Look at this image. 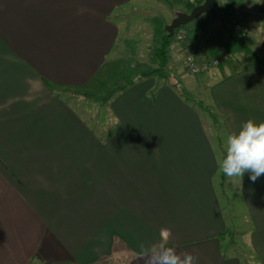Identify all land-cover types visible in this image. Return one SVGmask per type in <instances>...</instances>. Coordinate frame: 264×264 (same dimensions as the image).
<instances>
[{"label":"crops","instance_id":"1","mask_svg":"<svg viewBox=\"0 0 264 264\" xmlns=\"http://www.w3.org/2000/svg\"><path fill=\"white\" fill-rule=\"evenodd\" d=\"M133 2L0 0V264H145L140 245L162 231L197 264H243L234 235L223 239L235 216L216 177L227 135L249 118L264 121V0L241 3L252 62L233 57L238 47L218 21L212 35L230 60L201 73L212 78L207 85L181 88L219 116L216 139L175 79H140L141 62L158 67L156 43L146 54L119 49L117 18ZM199 37L186 41L197 64L215 47ZM180 55L187 65L184 44L169 47L166 70L180 66ZM122 78L135 83L118 91ZM99 86L110 94L98 95ZM235 181L244 237L264 264V175Z\"/></svg>","mask_w":264,"mask_h":264},{"label":"rangeland","instance_id":"2","mask_svg":"<svg viewBox=\"0 0 264 264\" xmlns=\"http://www.w3.org/2000/svg\"><path fill=\"white\" fill-rule=\"evenodd\" d=\"M218 2L219 1L217 0V3ZM176 11H187L185 4L180 0H135V2H133L128 7H124L123 10H121V15L117 18V22L120 25L121 46L125 45L123 46L124 48L120 46L119 49L121 50L122 48V51L125 52H128V50L131 49H133V51L139 49L142 51L141 52L142 54H146L147 48L153 47L155 43H156L155 47L157 48L158 44L157 41H155L157 39V36L160 37L162 34L165 33V30L169 25V20L173 15H175ZM217 22L218 21L214 17H212L211 14L205 13L199 16L193 22L180 26V28L185 30L186 41L188 42L193 41L192 43L194 44L196 42L195 39L200 38L199 36H207V38L210 39L212 44H214L215 46L213 50L208 51V55H209L208 57L213 58L215 56V53L218 51L216 47L220 46L219 43L217 44V41L212 35V33L215 32L213 30ZM218 36L220 37L219 34ZM252 37L253 38L255 37L252 41L254 44L253 49L256 50V44H257L256 40H258V37L255 36V34L252 35ZM228 40L229 39L225 40V42L223 43H226V45H228L229 43ZM181 44L182 43L178 41L176 37L173 38L170 45V53L174 50L175 52H177V49H180ZM218 48L219 51H221L220 47ZM241 51H242L241 49H238V51L232 52L234 58L240 57L241 55L243 62H239V64L252 62L251 55ZM139 56H142L144 58L143 55H139ZM180 58H181L180 66L177 69L166 70V74L169 77L170 81L175 79V81L172 82L178 84L180 88H184V87L187 88V85L192 86L194 79L200 80L202 85L204 84L207 85V83H209L208 81L212 79L211 77H209V75H207L205 78V76H201V73H192L189 70V66L183 64L182 55H180ZM157 65L158 62L156 63V66ZM124 66L126 70L131 71V75H130L131 78L137 77V73H136L137 70H133L135 66L134 67H129L128 65H124ZM149 66H147V63L145 61L141 62L140 65H138V67L142 69V72L144 70L148 71ZM186 66L189 71L186 69ZM127 80H129V78ZM123 81H125L123 78L118 79L116 80V83L117 85L118 84L120 85ZM110 90L111 89L102 86H99L96 89L97 94L101 96L109 95ZM69 93H71L72 97H74L73 91L68 92L67 94ZM78 95L80 97L84 96V94L81 93H79ZM90 108L91 107H89V109ZM202 114L205 119V122L208 123L207 127L210 134L215 139H216V135L218 136L220 135V133L222 135L223 134L222 128H219L218 126V132H219L218 134L216 132L217 127L214 128L215 125L211 126L212 118H210L209 114L205 111H202ZM219 144L216 142L217 147L219 146ZM223 176L225 175L219 170V173L216 177V183L218 185L219 196L221 198V202L223 206L225 207L226 210L227 209L230 210V215H232V217L235 216L234 218L235 225L233 227L234 228L233 231L235 230L233 243H238L240 245V246H236V249L241 253V256L243 257L244 260L248 258L250 264H258L257 260H255L256 256L253 253L254 250L251 247H249L247 236L244 237V233H245L244 228L246 230H249V227L248 224H246L247 222H244L242 218L244 214V210L242 206V198L240 196L241 191L239 189V185L235 181L236 178L230 181L229 178H227L226 176L225 178H223ZM242 223H245L246 225H243Z\"/></svg>","mask_w":264,"mask_h":264},{"label":"clouds","instance_id":"3","mask_svg":"<svg viewBox=\"0 0 264 264\" xmlns=\"http://www.w3.org/2000/svg\"><path fill=\"white\" fill-rule=\"evenodd\" d=\"M226 154L218 161L220 171L229 180L239 178L242 183L245 173L255 182L264 175V121L257 123L249 118L238 131L226 137ZM162 239L145 247L140 245V256L145 264H197L198 257L190 252L178 253L169 246L170 231H162Z\"/></svg>","mask_w":264,"mask_h":264},{"label":"trees","instance_id":"4","mask_svg":"<svg viewBox=\"0 0 264 264\" xmlns=\"http://www.w3.org/2000/svg\"><path fill=\"white\" fill-rule=\"evenodd\" d=\"M203 0H200L197 3L188 2L184 3L186 6V9L188 12H190L197 4L202 3ZM236 3V0H227L226 3L218 2L216 4L218 15L214 17L217 21H220L221 25L225 28L229 35V39L235 45V47H238V49H241L245 51L248 54H252L250 48L245 44V41L243 40L241 34L235 30L233 26V19L236 16L234 4ZM177 30L171 35L169 32L165 31L164 35L160 39V42L158 44V47L156 48V57L158 66L157 68H152L143 74H141L140 79L146 78V77H152V76H159V77H166L168 78L166 74V66L169 60V47L171 45L172 39L176 37ZM253 55V54H252ZM135 81L133 79L126 80L125 83L123 81V86L118 88V91H123L124 89L128 88L129 86L133 85ZM173 87L177 88L179 90L180 95L184 98V100L188 103L195 104L198 106H201L205 112H207L210 117L212 118L213 124L215 126H219V116H217L213 110L205 105L201 100L195 99L193 96H191L188 92L185 90H182L178 84L173 83ZM91 96V95H90ZM111 96L105 97L103 100L108 101ZM219 134V133H218ZM218 135L217 137H219ZM220 141V138H219ZM230 233V234H229ZM234 235V233L227 231L223 234V239H226V236ZM250 264L248 260H244L243 264Z\"/></svg>","mask_w":264,"mask_h":264},{"label":"built area","instance_id":"5","mask_svg":"<svg viewBox=\"0 0 264 264\" xmlns=\"http://www.w3.org/2000/svg\"><path fill=\"white\" fill-rule=\"evenodd\" d=\"M183 3L193 2L197 3L200 0H180ZM219 2L226 3L227 0H218ZM244 0H236V3L234 4V9L236 16L233 19V26L235 30H237L242 37H245L249 33V28L244 26L239 19L240 10H241V3ZM177 40L184 44V52H185V60L187 65L189 66V70L192 73H202L206 72L209 69L216 67L220 65L221 63L228 61L231 57V54L227 52L224 47L221 48V54L219 56L208 58L205 61H203L201 64L196 63V55L198 53V49L191 48L188 46V43L186 42V33L185 30L180 29L177 33Z\"/></svg>","mask_w":264,"mask_h":264},{"label":"water","instance_id":"6","mask_svg":"<svg viewBox=\"0 0 264 264\" xmlns=\"http://www.w3.org/2000/svg\"><path fill=\"white\" fill-rule=\"evenodd\" d=\"M205 13L215 17L218 15L216 0H204L203 3L195 6L190 12L178 11L166 30L172 35L180 26L193 22Z\"/></svg>","mask_w":264,"mask_h":264}]
</instances>
